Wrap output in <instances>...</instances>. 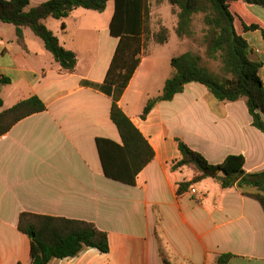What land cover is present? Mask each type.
<instances>
[{
  "label": "crops",
  "instance_id": "crops-1",
  "mask_svg": "<svg viewBox=\"0 0 264 264\" xmlns=\"http://www.w3.org/2000/svg\"><path fill=\"white\" fill-rule=\"evenodd\" d=\"M44 1L29 0L25 10ZM160 3L172 7L167 0ZM240 3L236 10L243 20L264 27V5ZM107 4L102 12L76 7L67 17L44 20L59 43L75 52L71 72L60 68L28 27L20 43L15 26L0 21V76L10 78L0 85V112L31 95L46 105L0 136V264L31 262L29 238L17 228L21 212L85 220L107 233L108 252L86 247L50 264H163L162 254L176 264H214L224 253L231 254L226 264H264V211L244 193L257 189L222 188L206 177L178 193L179 184L191 181L194 171L188 166L171 169L180 158L178 138L212 164L241 154L246 172L263 170L264 134L252 125L246 99L217 101L205 86L191 82L140 118L148 99L161 93L172 74L170 59L187 51L171 53L186 40L174 31L175 14L158 12L167 40L158 43L152 37L160 25L150 30L119 100L152 146L154 158L133 185L104 175L96 138L121 142L109 115L111 97L96 87L118 42L109 32L114 7L107 14ZM236 28L248 44L249 58L261 63L264 89V36L260 29L241 30L239 21Z\"/></svg>",
  "mask_w": 264,
  "mask_h": 264
},
{
  "label": "trees",
  "instance_id": "trees-1",
  "mask_svg": "<svg viewBox=\"0 0 264 264\" xmlns=\"http://www.w3.org/2000/svg\"><path fill=\"white\" fill-rule=\"evenodd\" d=\"M107 1L46 0L26 11L29 0H0V21L15 26L20 43L23 41V28L28 27L43 41L60 68L71 72L77 61L75 52L59 43L58 38L45 26L44 20L47 17H67L76 7L102 12ZM167 1L177 18L176 35L193 39L198 33L204 48L203 55L185 51L173 56L170 59L172 74L165 80L161 93L148 99L140 118L145 119L159 101L171 100L184 90L186 84L196 82L205 86L217 101L231 102L245 98L252 125L264 134V89L258 73L261 63L249 58L248 44L237 30L236 21L240 22L241 30L260 29L263 36L264 27L258 22L247 24L243 20L236 10L242 7L241 3L237 5L239 0ZM245 1L264 5V0ZM148 3L149 0H114L109 32L118 42L104 80L96 85L99 91L111 97L109 115L121 140L117 143L108 138H96L102 170L105 176L129 185L135 183L137 174L154 158L150 143L119 106V100L140 62L144 37L150 34ZM197 21L201 25L198 31ZM167 34L168 30L160 27L154 39L163 43L167 40ZM207 60L217 61L218 70L209 69L205 64ZM8 83L9 77L0 76V85ZM45 109L42 99L31 95L2 110L0 136L19 120ZM176 141L180 158L171 164V169L188 166L194 171L191 181L179 184L178 193L192 183L213 177L222 188L255 187L256 193H244L258 200L264 211V169L246 172L241 154H229L220 163L212 164L182 140L177 138ZM17 228L29 238L30 264H50L53 258L73 257L86 247L102 253L109 250L107 233L85 220L21 212ZM230 256V253L220 254L214 264H226ZM162 260L163 264H176L166 254H162Z\"/></svg>",
  "mask_w": 264,
  "mask_h": 264
},
{
  "label": "rangeland",
  "instance_id": "rangeland-1",
  "mask_svg": "<svg viewBox=\"0 0 264 264\" xmlns=\"http://www.w3.org/2000/svg\"><path fill=\"white\" fill-rule=\"evenodd\" d=\"M149 11H152L153 12V21H150L148 20V28L149 30H152V28H155L156 27V24L157 25H160V19H159V15H158V12L160 10H165L168 12V14H175L173 12V9L172 7H166L164 5H162L160 3V0H149ZM114 7V2L113 0L109 1V3L107 4V14L109 13L110 10H112ZM100 24V23H99ZM150 24H153V27H151ZM160 27H164L163 25H160L158 27V30L157 32L159 31ZM201 27L200 23L197 21L196 23V30L198 31L199 28ZM156 32V33H157ZM150 33V32H149ZM155 34V33H154ZM154 34H152V37L154 38ZM168 36V34H167ZM150 34L149 36L147 35V37L145 36V42L150 38ZM184 38V37H183ZM155 40V39H154ZM145 46V45H144ZM144 49V48H143ZM187 49V51H191L193 53H196V54H200L201 56L203 55V46L201 45V42H200V38H199V34L197 33L195 35V37L193 39H190V38H186L185 41H183L182 43V46L181 47H176L175 49L172 48L171 50V53H175V54H178L180 51L182 50H185ZM143 54V52L141 53V55ZM141 58V56H140ZM164 64V63H163ZM205 64L207 65V67L213 71H217L218 70V62L217 61H214V60H207L205 61Z\"/></svg>",
  "mask_w": 264,
  "mask_h": 264
},
{
  "label": "built area",
  "instance_id": "built-area-1",
  "mask_svg": "<svg viewBox=\"0 0 264 264\" xmlns=\"http://www.w3.org/2000/svg\"><path fill=\"white\" fill-rule=\"evenodd\" d=\"M189 191H190L192 194H195V193H196V190H195V188H193V187H191V188L189 189Z\"/></svg>",
  "mask_w": 264,
  "mask_h": 264
}]
</instances>
